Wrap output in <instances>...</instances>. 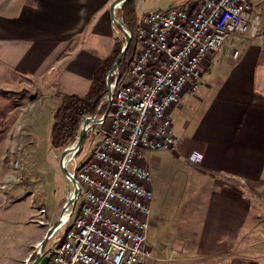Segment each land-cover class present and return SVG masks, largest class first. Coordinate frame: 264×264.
<instances>
[{
    "label": "crops",
    "instance_id": "0c3cea01",
    "mask_svg": "<svg viewBox=\"0 0 264 264\" xmlns=\"http://www.w3.org/2000/svg\"><path fill=\"white\" fill-rule=\"evenodd\" d=\"M113 2L23 0L14 11L4 6L0 87L25 81L41 91L55 88L62 101L87 95L113 53ZM261 25L264 30V11ZM240 49L236 61L228 51L215 54L210 86L173 111L179 152L146 154L153 192L172 177L184 190L176 226L165 235L164 209L154 213V197L149 241L155 264H264V38L242 41ZM12 129L0 113V179ZM192 154L203 156L200 166L188 164Z\"/></svg>",
    "mask_w": 264,
    "mask_h": 264
},
{
    "label": "built area",
    "instance_id": "2783aa9c",
    "mask_svg": "<svg viewBox=\"0 0 264 264\" xmlns=\"http://www.w3.org/2000/svg\"><path fill=\"white\" fill-rule=\"evenodd\" d=\"M139 15L137 56L121 83L120 72L113 75L110 114L92 117L98 121L87 135L96 139L92 157L69 159L79 198L62 237L43 254L47 264L157 262L149 241L154 194L146 154L179 152L173 111L210 86L215 54L228 51L236 61L242 41L264 38L252 0H186ZM202 161L201 154L188 158L193 167ZM46 214L40 211L38 224L50 228Z\"/></svg>",
    "mask_w": 264,
    "mask_h": 264
},
{
    "label": "rangeland",
    "instance_id": "374dc122",
    "mask_svg": "<svg viewBox=\"0 0 264 264\" xmlns=\"http://www.w3.org/2000/svg\"><path fill=\"white\" fill-rule=\"evenodd\" d=\"M22 1L0 0V12L4 10V6L9 11H14ZM138 1L139 25V14L153 10L169 11L186 0ZM252 2L254 15L261 18L264 3L256 4V0ZM121 9L117 10V17L130 30ZM261 29L264 34L262 27ZM113 41V50L116 42L120 41L122 49L126 43L123 32L114 26ZM56 93L55 88L41 91L25 81L16 85L8 82L0 87V113L5 115L9 127L13 128L7 149L3 153L5 159L1 162L6 175L0 179V264H33L39 250L38 245L49 230V227L38 224L40 211H47V220L51 227L64 209L67 180L56 159L61 150H54L51 143L54 114L63 99L57 97ZM85 140L87 142L84 141L76 154L79 162L90 160L96 147V139L93 137L87 136ZM69 159L70 157L66 160ZM186 171L185 173H189ZM172 182L173 177L158 184L153 192L158 205L154 206V213L158 212L157 207L163 206L164 209L166 220L161 229L164 235L176 226L178 208L184 193L183 187L178 191ZM56 237H62V230Z\"/></svg>",
    "mask_w": 264,
    "mask_h": 264
},
{
    "label": "trees",
    "instance_id": "16d2710c",
    "mask_svg": "<svg viewBox=\"0 0 264 264\" xmlns=\"http://www.w3.org/2000/svg\"><path fill=\"white\" fill-rule=\"evenodd\" d=\"M121 11L133 34V41L126 58L121 62L119 83L126 77L138 52V0H128ZM120 44V41L115 43L112 56L95 72L87 95L70 96L60 103L54 114L51 131V143L54 150H62L75 143L79 136L80 125L85 118L100 116L106 112L107 78L121 53L122 45Z\"/></svg>",
    "mask_w": 264,
    "mask_h": 264
},
{
    "label": "water",
    "instance_id": "95a60500",
    "mask_svg": "<svg viewBox=\"0 0 264 264\" xmlns=\"http://www.w3.org/2000/svg\"><path fill=\"white\" fill-rule=\"evenodd\" d=\"M127 1L128 0H114V2L111 5V9H110L114 27L119 29L121 32H123L126 43L122 49L121 55L117 58L113 66L112 72L108 75V78H107L108 107L104 114V117H103L104 119L110 114V111H111L112 98H111L110 92H111V87L113 84V75L116 72H120V64L125 59L131 47L132 41H133L132 32L128 30L127 27L117 17V9H118L117 4H119V2H122L121 6L123 7V5ZM122 7H119V9H121ZM95 123H98V121L95 118H92V117L85 118L80 125V131H79V136H78L77 141L73 145L62 149L60 153L58 154V156L56 157L58 166L60 167L61 172L63 173V175L65 176L67 180V196L65 199V205H64L63 212L61 213L56 223H54V225H52L49 228L46 236L44 237L42 242L38 245L39 250L36 256V260L34 261L33 264H39V263L47 264L48 259L43 254L46 251L48 244L55 238L58 232L61 231L65 227L67 222L70 220L73 210L79 198V188H78L76 180L74 179V177L72 176L69 170V166H68L69 160L63 159V155L69 149L74 148L76 150V153L74 154L75 156L78 153V151L81 149L82 145L84 144V141L88 135L90 124H95Z\"/></svg>",
    "mask_w": 264,
    "mask_h": 264
},
{
    "label": "bare ground",
    "instance_id": "6f19581e",
    "mask_svg": "<svg viewBox=\"0 0 264 264\" xmlns=\"http://www.w3.org/2000/svg\"><path fill=\"white\" fill-rule=\"evenodd\" d=\"M122 2H119V4H117V8L119 9V7H122ZM117 9V10H118ZM76 153V150L73 149H69L68 151L65 152V154L63 155V159H67L68 157L72 158L74 156V154ZM67 217V216H66ZM41 227H48L47 225H40ZM29 261V260H28ZM28 264V262H27Z\"/></svg>",
    "mask_w": 264,
    "mask_h": 264
}]
</instances>
